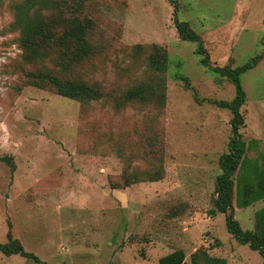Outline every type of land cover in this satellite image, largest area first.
Wrapping results in <instances>:
<instances>
[{
    "label": "rangeland",
    "instance_id": "obj_1",
    "mask_svg": "<svg viewBox=\"0 0 264 264\" xmlns=\"http://www.w3.org/2000/svg\"><path fill=\"white\" fill-rule=\"evenodd\" d=\"M10 1L0 3V242L11 228L41 263L0 252V264H158L177 249L186 255L183 264H190L199 248L225 264H261L260 254L228 232L213 205L231 114L211 101H230L234 88L201 67L194 43L179 38L173 4L91 0L89 9L92 37L101 50L93 63L102 65L95 71L91 66L87 76L106 92L118 93L143 68H127L131 46L167 50L166 103L160 113L152 110L157 119L150 125L151 112H115L102 103L80 112L76 101L23 83L13 69L22 70V51L8 28ZM174 1L178 19L201 37L211 64L236 67L261 55L241 79L246 95L241 133L253 144L247 156L255 159L264 153V0ZM179 75L188 77L190 88ZM150 144L154 155L161 152L156 167L163 168L164 178L113 189L123 171L152 161L128 156ZM263 205H234L243 230L252 229Z\"/></svg>",
    "mask_w": 264,
    "mask_h": 264
},
{
    "label": "trees",
    "instance_id": "obj_2",
    "mask_svg": "<svg viewBox=\"0 0 264 264\" xmlns=\"http://www.w3.org/2000/svg\"><path fill=\"white\" fill-rule=\"evenodd\" d=\"M169 2L173 4V24L178 36L183 41L194 43V54L199 65L209 73L224 78L234 88V96L230 101H211L231 114L230 137L226 152L219 157L221 173L216 177V197L213 205L218 213L224 215L228 232L238 242L257 251L262 258L261 264H264V205L255 211L251 230H243L234 218L235 206L246 208L264 201V153L250 159L247 152L253 144L245 141L241 133L245 126L241 108L246 102L241 79L245 73L257 66L261 55H253L236 67L230 64L222 67L211 64L201 37L188 21L178 19L176 2ZM90 4L91 0H11L9 8L12 21L8 28L17 34L16 42L22 51V70L18 66L13 69L23 76V83L27 86L76 101L80 112L90 111L93 103L108 104L115 112L133 108L140 112H151L147 118L150 125H155L157 116L152 110L160 113L166 103V81L170 65L167 50L157 44L131 46V61L127 68L131 69L136 65L138 68L142 65L143 68H139L136 77L130 79L126 86L124 83L118 86L115 89L118 93L106 92L98 80L87 76L91 66L95 71L102 65V62L98 66L93 63L101 50L92 37L94 18L89 10ZM177 77L184 82L185 88H190L188 77ZM154 132H150V136L157 134ZM118 151L122 154L124 149ZM160 154L157 151V156L154 155L151 144L137 146L136 151L128 156L137 157V161L151 158L153 162L147 161V166L143 169L135 167L128 172L122 169L121 183L112 188L122 189L136 183L162 180L163 168L156 167L161 164ZM126 159L128 163L131 162V159ZM0 252L7 257L19 255L41 263L32 252L25 251L21 242L13 236L11 228L6 233V242H0ZM185 257L184 251L177 249L160 257L158 264H183ZM225 263L224 259L211 256L207 248H199L190 255V264Z\"/></svg>",
    "mask_w": 264,
    "mask_h": 264
}]
</instances>
